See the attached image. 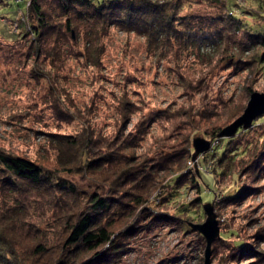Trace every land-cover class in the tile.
Returning <instances> with one entry per match:
<instances>
[{
    "label": "rangeland",
    "instance_id": "rangeland-1",
    "mask_svg": "<svg viewBox=\"0 0 264 264\" xmlns=\"http://www.w3.org/2000/svg\"><path fill=\"white\" fill-rule=\"evenodd\" d=\"M209 1L187 2L183 15L218 13ZM233 1L234 13L244 26L240 38L223 31L226 38L218 44L185 48L175 42L162 57L164 52L149 48L146 38L111 27L98 36L104 53L101 65L92 66L84 55L83 31L78 36L72 31V56L56 61L37 57V36L29 13L32 0H0L1 149L53 167L57 153L52 134L77 135L90 127L95 137L114 142L118 130L125 137L135 134L153 112L186 114L148 125L139 146L119 150L139 165L188 142L193 149L184 171L185 184L176 183L175 170L160 173L135 217L115 225L117 235L132 226L138 228L117 240L123 250L117 264H204L206 239L192 224L206 222L208 205L220 228L212 264H264V176L255 182L248 172L264 151V116L238 132L233 141L214 138L217 130L244 114L254 92L264 93V47L253 44L245 33L264 35V9L258 0ZM55 99L73 116L70 122L57 120L51 105ZM125 100L136 105L127 125L119 119ZM196 138L209 141L211 149L194 159ZM200 172L205 181L198 178L193 183V173ZM61 175L92 194L109 193L98 185L99 175ZM40 201L31 202V221L41 227L53 247L60 242L61 224L53 200L42 205ZM138 219L143 221L135 226ZM18 234L21 247L33 245V237ZM240 246L249 251V257L240 252Z\"/></svg>",
    "mask_w": 264,
    "mask_h": 264
},
{
    "label": "trees",
    "instance_id": "trees-1",
    "mask_svg": "<svg viewBox=\"0 0 264 264\" xmlns=\"http://www.w3.org/2000/svg\"><path fill=\"white\" fill-rule=\"evenodd\" d=\"M190 1L32 0L29 13L37 36L34 42L36 56L53 61L72 56L73 30L77 36L83 31L84 55L92 66L101 65L104 53L98 36L111 27L146 38L149 48L164 52L162 57L175 42L186 48L205 42L218 44L227 34L240 38L244 26L234 13L233 0H210L218 13L183 15L185 4ZM258 2L264 9V0ZM245 33L253 44L264 47V35L247 30ZM81 55L79 53L78 57ZM122 104L125 107L120 108L119 119L127 125L136 105L127 100ZM51 105L56 110L58 121L70 122L73 119L59 99ZM185 116L184 111L153 112L143 118L144 127L138 126L135 134L125 137L124 131L118 130L114 142L106 137H95L90 127H84L77 135L52 134L51 142L57 153L56 166L53 167L0 148V264H34L36 261L44 264H117L123 252L122 243L117 240L127 238L138 228L132 226L117 235L115 225L135 217L138 208L147 203L145 193L150 192L159 181L160 173L175 170L179 176L176 183L185 184L184 179L188 175L184 171L188 159L192 158L193 149L185 141L188 142L186 147L169 152L163 150L156 155L158 157L139 165L119 150L139 146L148 125L150 127L163 118L172 121ZM221 130L214 133V138ZM243 131L240 129L238 134ZM226 140L230 142L235 137ZM225 153L227 150H224ZM248 170L255 182L264 176V151ZM61 172L99 175L102 178L98 185L104 187L101 189H108L109 193L92 194L68 177H63ZM193 176V183H197L198 178L205 181L202 172L200 175L193 173ZM47 199L53 200L62 228L60 242L53 247L41 227L31 221V202L40 201L42 205ZM143 219L133 224L140 225ZM17 231L23 232L26 238L33 237V245L26 249L21 247ZM240 247V252L249 257V251Z\"/></svg>",
    "mask_w": 264,
    "mask_h": 264
},
{
    "label": "water",
    "instance_id": "water-1",
    "mask_svg": "<svg viewBox=\"0 0 264 264\" xmlns=\"http://www.w3.org/2000/svg\"><path fill=\"white\" fill-rule=\"evenodd\" d=\"M264 116V93L254 92L244 114L228 127L224 128L218 135L219 138H232L240 129H249L253 122ZM195 156L201 155L211 149V143L203 138H196L193 142ZM208 219L203 224H192L206 239L205 263L212 264L213 244L220 237L219 223L213 214V208L208 205L205 207Z\"/></svg>",
    "mask_w": 264,
    "mask_h": 264
}]
</instances>
